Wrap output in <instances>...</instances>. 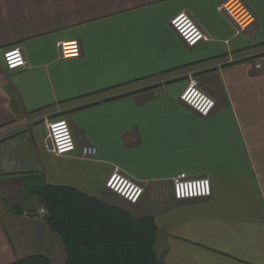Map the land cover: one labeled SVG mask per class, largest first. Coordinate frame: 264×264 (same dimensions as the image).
<instances>
[{
    "label": "crops",
    "instance_id": "obj_1",
    "mask_svg": "<svg viewBox=\"0 0 264 264\" xmlns=\"http://www.w3.org/2000/svg\"><path fill=\"white\" fill-rule=\"evenodd\" d=\"M225 1L0 0V264L67 262L25 193L29 172L151 217L160 264H264V0H243L255 22L240 33ZM182 11L208 40L185 43L171 25ZM61 41L79 56L63 58ZM13 47L25 67H6ZM191 81L215 100L208 116L181 100ZM60 118L77 145L61 156L46 148ZM116 170L144 187L137 203L106 187ZM181 173L208 177L212 194L176 199Z\"/></svg>",
    "mask_w": 264,
    "mask_h": 264
},
{
    "label": "trees",
    "instance_id": "obj_2",
    "mask_svg": "<svg viewBox=\"0 0 264 264\" xmlns=\"http://www.w3.org/2000/svg\"><path fill=\"white\" fill-rule=\"evenodd\" d=\"M21 176L26 195L39 197L49 227L62 237L66 264H160L151 217L135 216L71 187L45 184L39 172ZM10 264L51 263L30 256Z\"/></svg>",
    "mask_w": 264,
    "mask_h": 264
},
{
    "label": "built area",
    "instance_id": "obj_3",
    "mask_svg": "<svg viewBox=\"0 0 264 264\" xmlns=\"http://www.w3.org/2000/svg\"><path fill=\"white\" fill-rule=\"evenodd\" d=\"M221 9L236 23L238 33L248 29L255 22L254 15L243 0H226L221 5ZM171 25L188 46H196L209 39L208 35L186 11H182L173 17ZM71 43L75 45L74 53H70ZM59 46L63 58L77 57L80 54L78 41H61ZM3 57L6 67L10 70L27 65V60L20 47L7 49ZM261 66V63L257 65L259 68ZM181 100L202 116H208L216 104L215 100L203 92L194 81H191L181 94ZM46 127V148L48 151L60 156L76 151L77 145L66 119L47 121ZM80 151L81 156L86 159L94 158L97 155V148L91 145L81 147ZM172 183L174 196L178 200L204 198L212 194V184L208 177L191 178L186 173H181L172 179ZM106 187L130 203H137L145 191L142 185L126 177L118 170L109 177ZM39 213L45 215L46 211L41 208Z\"/></svg>",
    "mask_w": 264,
    "mask_h": 264
},
{
    "label": "bare ground",
    "instance_id": "obj_4",
    "mask_svg": "<svg viewBox=\"0 0 264 264\" xmlns=\"http://www.w3.org/2000/svg\"><path fill=\"white\" fill-rule=\"evenodd\" d=\"M75 52V45L73 43L70 44V53Z\"/></svg>",
    "mask_w": 264,
    "mask_h": 264
},
{
    "label": "water",
    "instance_id": "obj_5",
    "mask_svg": "<svg viewBox=\"0 0 264 264\" xmlns=\"http://www.w3.org/2000/svg\"><path fill=\"white\" fill-rule=\"evenodd\" d=\"M49 215L45 214V217L47 218Z\"/></svg>",
    "mask_w": 264,
    "mask_h": 264
},
{
    "label": "rangeland",
    "instance_id": "obj_6",
    "mask_svg": "<svg viewBox=\"0 0 264 264\" xmlns=\"http://www.w3.org/2000/svg\"><path fill=\"white\" fill-rule=\"evenodd\" d=\"M42 208H44V207H42Z\"/></svg>",
    "mask_w": 264,
    "mask_h": 264
}]
</instances>
